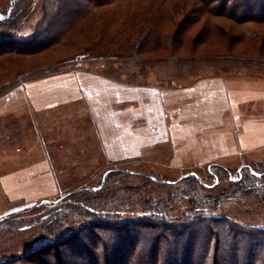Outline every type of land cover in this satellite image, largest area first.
Listing matches in <instances>:
<instances>
[{
	"label": "rangeland",
	"instance_id": "374dc122",
	"mask_svg": "<svg viewBox=\"0 0 264 264\" xmlns=\"http://www.w3.org/2000/svg\"><path fill=\"white\" fill-rule=\"evenodd\" d=\"M12 1L0 0L2 19ZM96 5L19 0L18 40L0 44V222L28 227L0 228V259L45 243L36 222L85 193L134 219L171 191L166 182L194 174L210 194L245 166L251 176L264 167V0L215 2L223 15L192 28L182 18L196 17V0H169L167 16L148 0ZM213 27L233 38L206 36ZM218 167L226 173L212 181ZM220 214L261 226L264 202L225 203Z\"/></svg>",
	"mask_w": 264,
	"mask_h": 264
},
{
	"label": "trees",
	"instance_id": "16d2710c",
	"mask_svg": "<svg viewBox=\"0 0 264 264\" xmlns=\"http://www.w3.org/2000/svg\"><path fill=\"white\" fill-rule=\"evenodd\" d=\"M122 1L126 0H95L98 8ZM196 1L200 5L194 9L196 17L182 18V23L187 21L190 28L201 22L204 15L214 18L223 15L221 12H213L210 6L215 2H221L223 6L231 2ZM18 2L13 0L10 15L0 20V25L11 32L0 34V44L16 41L18 37L17 23L22 16V9L17 8ZM168 3L169 0H148V7L157 11L164 10L167 16L171 10L164 8V5ZM182 10L183 7L177 13ZM172 19L170 17V23ZM190 28L188 25L182 31L183 37ZM209 31L206 36L211 35L213 39L232 37L221 27H213ZM251 37L254 40L258 36L253 34ZM249 169L250 166H245L238 181L230 183L225 190L210 194L202 192L205 188H211L194 174L182 176L178 181L166 182L171 191L159 200L144 202L142 212L134 216V219H125L119 211V205L112 212V203L107 195L91 197V193H85L79 197L82 202L78 205L56 207L43 220L36 222L43 225L45 243L28 249L21 257L0 259V264H264V225L241 224L220 214L225 203L252 196H260L264 202V167L258 169L257 176L249 175ZM223 171L218 167L216 171L209 172L212 181L221 178L222 173H226ZM114 172L107 171L106 175ZM64 198L60 197L59 200ZM182 201L181 209H177ZM76 220L82 221V225L65 226L67 222ZM5 224L1 221L0 228L4 226L10 231L28 228L24 226L14 229L8 225L5 227ZM57 246L63 248L60 250L62 254L57 251L51 258L42 257L48 254L46 251L51 252L49 250Z\"/></svg>",
	"mask_w": 264,
	"mask_h": 264
},
{
	"label": "crops",
	"instance_id": "0c3cea01",
	"mask_svg": "<svg viewBox=\"0 0 264 264\" xmlns=\"http://www.w3.org/2000/svg\"><path fill=\"white\" fill-rule=\"evenodd\" d=\"M84 94H85V93H84ZM85 96L88 97V94H86ZM177 96H178L177 98H181V99H182L183 96H185V95H183V93L181 92L180 95H177ZM187 96H188V95H187Z\"/></svg>",
	"mask_w": 264,
	"mask_h": 264
},
{
	"label": "snow or ice",
	"instance_id": "6c2138e0",
	"mask_svg": "<svg viewBox=\"0 0 264 264\" xmlns=\"http://www.w3.org/2000/svg\"><path fill=\"white\" fill-rule=\"evenodd\" d=\"M0 19H2V17H0Z\"/></svg>",
	"mask_w": 264,
	"mask_h": 264
}]
</instances>
